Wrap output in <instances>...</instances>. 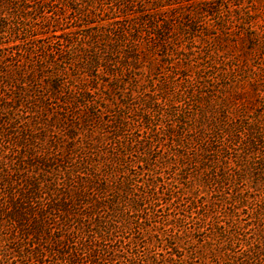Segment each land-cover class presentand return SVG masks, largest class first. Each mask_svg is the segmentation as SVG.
<instances>
[{
	"label": "rangeland",
	"instance_id": "rangeland-1",
	"mask_svg": "<svg viewBox=\"0 0 264 264\" xmlns=\"http://www.w3.org/2000/svg\"><path fill=\"white\" fill-rule=\"evenodd\" d=\"M249 1L0 0V264H240L256 240L264 264V49L244 30L264 32V0ZM127 178L125 220L92 233Z\"/></svg>",
	"mask_w": 264,
	"mask_h": 264
},
{
	"label": "trees",
	"instance_id": "trees-1",
	"mask_svg": "<svg viewBox=\"0 0 264 264\" xmlns=\"http://www.w3.org/2000/svg\"><path fill=\"white\" fill-rule=\"evenodd\" d=\"M198 1H202V0H198ZM249 1V0H248ZM250 2V1H249ZM200 3H203V2H200ZM153 6L155 7V8H157L158 6H159V3L158 2H155L154 4H153ZM251 6H244V5H240L239 6V8H238V11H244L245 12V15H246V18H247V24H249L252 20V18H253V13H254V11L250 8ZM154 15H155V13H152V14H149V16H152L151 18H152V20H154L155 18H153L154 17ZM136 18H140V16H138V17H136ZM1 20V19H0ZM155 21V20H154ZM1 22V21H0ZM1 25V24H0ZM245 32H246V37H247V40H248V42H249V44L250 45H254V43L255 42H259V43H261V44H263L262 45V48L264 49V32H258L257 30H255V29H252L251 27H245ZM84 50L85 49H87V48H83ZM84 50H83V52H84ZM107 50H108V52L110 53V54H113V53H117V52H120V44H112V45H109L108 46V48H107ZM86 51V50H85ZM89 53H91V54H89V56L87 57L88 59L86 60L87 62H86V66L87 67H89V68H91L92 66H96L97 64H100L101 66H103V68H104V70L105 71H110V68L108 67V65H107V59L106 60H101L100 59V56L99 55H97L95 52H92V51H89ZM122 57H123V60H122V63H124V64H126V65H128L129 66V68H134L135 67V62H136V57H135V53H134V50H133V48H128V50H125L124 52H122ZM132 79L133 80H135V82H136V78H135V76L132 74ZM56 86H57V84H56V82L55 81H53V82H51V84L49 85V87L51 88V90H55L56 89ZM84 93V92H83ZM84 96L83 97H85V96H87V92L85 93V94H83ZM150 99L151 98H149L148 97V99L147 100H145V101H143V104L144 105H150ZM120 103H121V105H123V106H125V103H126V101L125 100H121L120 101ZM241 126H242V124L241 123H238V124H235L234 126H232L233 128H235V129H237V128H241ZM247 127V126H246ZM247 129V131H253L255 128L253 127V128H250V129H248V128H246ZM249 131V132H250ZM248 134V133H247ZM68 136L70 135H73V133L72 132H70L69 134H67ZM257 139H258V137H256ZM256 138H254L253 137V139H256ZM72 139V138H71ZM251 140V139H250ZM250 142V141H249ZM139 145H140V142L138 143ZM250 144V143H249ZM140 147H141V149H144V147L142 146V145H140ZM249 147L247 146V149H248ZM203 153H204V150H203ZM203 157V156H202ZM259 165L263 168L264 167V159H262V160H260V162H259ZM247 167H249V169L252 167V164L250 163ZM245 171H247V168L246 167H244V168H240L239 170H238V172L237 173H235V178H240V177H242V175H244L245 174ZM218 175V174H217ZM220 176V179L221 180H224V181H226V180H228V179H233L234 177L232 176V175H230V177H228L227 176V173H222L221 175H219ZM217 177V176H216ZM234 178V179H235ZM210 178L209 177H207L206 176V179H205V181L206 180H209ZM129 184H130V180L127 178L126 180H124V181H121V182H119L118 184H117V186H116V195L114 196V197H112L111 198V200L108 202V204H107V206H106V208L108 209V210H110V214H109V216H111L110 217V220L112 219V218H114V219H112V221H107V220H101V219H98V220H96V222H95V224H94V229H93V231H92V233H95V234H100V231H98L99 230V228H101V226H103L102 225V223H104L105 224V222H106V225L103 227L104 229H108L109 227H111L112 226V222L113 221H117V220H119V221H124L125 220V216H126V214H123L120 210H119V208H118V204H119V200L120 199H118L116 196H124V197H122V198H124V199H126V194H127V192H128V186H129ZM234 198H236V199H239L240 197L239 196H234ZM243 201H241L240 200V204L242 203ZM128 205H129V208L130 209H136V207H137V205H138V199L137 200H128ZM212 231L213 230H215V234L216 235H219L220 237H221V235L222 236H224V237H226V236H228V233H225V232H227V231H225V228H226V225H224V224H221L220 222H218L217 220L216 221H212ZM231 227V226H230ZM103 230V229H102ZM103 231H105V230H103ZM223 231V232H222ZM214 232V231H213ZM186 235V234H185ZM261 237V239H262V243L264 244V235H261L260 236ZM257 242H254L252 245V249L251 248H248V249H246V250H244L242 253H241V255H242V257L244 258H242L241 260H240V264H251V260L253 259V257H258L259 255H261L262 254V250L259 248V244H260V240L258 241V240H256ZM208 244H212V239H210V240H208V242H207ZM218 252L219 250H217V249H212V252L213 253H215V252ZM226 255H228L227 254V252H226ZM244 255H245V257H244ZM229 256V255H228ZM74 261V259L72 258L71 260H69L68 261V263H70V264H72V263H74L73 262ZM173 261V258H169V260H168V262H172ZM132 263V262H131ZM157 262H155V264H156Z\"/></svg>",
	"mask_w": 264,
	"mask_h": 264
}]
</instances>
